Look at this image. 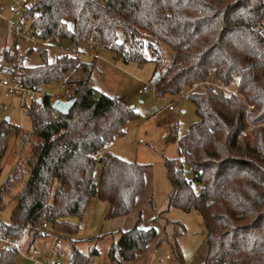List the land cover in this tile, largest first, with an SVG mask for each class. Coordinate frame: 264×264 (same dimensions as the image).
Wrapping results in <instances>:
<instances>
[{
    "label": "trees",
    "instance_id": "obj_1",
    "mask_svg": "<svg viewBox=\"0 0 264 264\" xmlns=\"http://www.w3.org/2000/svg\"><path fill=\"white\" fill-rule=\"evenodd\" d=\"M37 11L33 25L41 44L64 38L76 46L95 39L122 62L142 63L147 41L159 70L155 94L176 98L185 90L196 115L186 134L173 130L169 135L178 156L164 159L171 186L167 205L201 217L203 264H264V0H39L30 13ZM159 43L174 51L168 66ZM23 59L14 46H4L0 75L26 86L57 82L75 99L65 114L53 108L52 95L44 91L42 109L37 110L36 100L20 105L31 126L22 167L26 178L12 197L9 221L0 222V236L16 241L26 233L28 250L35 237L75 233L77 225L68 218H81L93 197L108 203L107 219L128 214L144 187L146 165L107 149L136 113L89 86L94 60L67 52L52 62L43 56L35 66H25ZM9 126L5 118L0 123V173ZM11 128L20 136L19 126ZM95 151L99 154L93 157ZM176 166L191 170L185 174ZM22 178L13 168L0 184V200ZM116 232L107 251L111 262L134 259L157 235L152 225ZM179 233L175 228L170 246L182 262L175 241ZM69 246V264H89L98 253L94 247L84 253ZM15 259V250L0 240V264H15Z\"/></svg>",
    "mask_w": 264,
    "mask_h": 264
},
{
    "label": "rangeland",
    "instance_id": "obj_2",
    "mask_svg": "<svg viewBox=\"0 0 264 264\" xmlns=\"http://www.w3.org/2000/svg\"><path fill=\"white\" fill-rule=\"evenodd\" d=\"M12 1L0 0V46L3 45L5 36L8 40L10 39L5 18L10 15L9 5ZM116 32L117 39L122 40V30L117 28ZM13 42L18 56L24 57L23 64L25 66L41 64L43 56L48 62H52L64 52L76 55L85 62L94 60V69L88 80L89 86L98 93L118 98L136 113V116L127 122L124 135L114 139L108 146L109 151L117 157L146 165L144 187L135 199V208L132 207V215L135 216V221L131 225L138 218H141L140 224L142 225H153L157 235L151 241L161 242L158 255L163 254L165 257L170 258L172 255L171 253L167 254L169 250L167 240L173 242L175 228H177L180 233L175 235V239L182 254H195L197 257L203 251L202 219L197 212H184L181 209L167 205V197L171 191V186L167 179L164 164V159L178 156L177 146L169 139V135L174 131L178 136L186 134L190 124L196 119L195 110L193 104L186 97L185 90H182L180 96L176 99L170 94L156 95L154 90L137 92L145 83H150L153 86L154 76L159 71L147 47V41H144L142 49L145 58L142 63L134 60L124 63L115 58L114 52L109 48L103 46L94 48L97 45L95 39L91 43L82 42L76 46L64 38L41 44L37 39L30 41L18 37L13 39ZM5 46L7 47L6 43ZM159 49L163 55V64L165 66L170 65L174 58V51L165 43H159ZM235 84L236 80L233 82L232 87ZM40 88L42 91L51 94L53 99L60 98L64 91V88L57 82H50ZM0 101L6 108L4 111H0V121L8 117L10 124L7 132V148L1 160L0 184L10 176L13 168L17 167L23 176L21 182L12 188L9 194L3 195L0 200V222L6 223L9 221L14 206L12 197L20 189L26 178L22 167L25 165L24 157L28 154L29 145L27 142L24 146H21L23 139L21 137L27 135L30 138L31 126L20 106L22 98L8 94L0 86ZM169 105L172 106L171 110L168 109ZM13 125L20 127V136L14 135L11 128ZM99 173L100 168L97 164L93 172L95 184H98ZM108 208L109 205L106 201L93 197L81 218L74 216L68 218L71 223L77 225L75 233L64 238H59L51 233L44 237H35L28 250L40 258L48 256L52 254L54 243L59 238L65 255L63 260L66 262L71 242L79 251L84 253L94 247L98 253L93 255L91 260L103 264H118L108 259L107 251L110 244L117 239L118 234L116 231L124 230V228L121 227L123 225L117 223L118 217L106 218ZM154 218L155 221L153 222ZM16 242L26 250L29 237L24 233ZM158 255L156 258L157 264H159ZM184 258L188 259L185 256ZM27 263L28 260L26 259L19 257L15 259V264Z\"/></svg>",
    "mask_w": 264,
    "mask_h": 264
},
{
    "label": "built area",
    "instance_id": "obj_3",
    "mask_svg": "<svg viewBox=\"0 0 264 264\" xmlns=\"http://www.w3.org/2000/svg\"><path fill=\"white\" fill-rule=\"evenodd\" d=\"M39 0H13L9 5V16L5 18L8 33L10 36L9 41L7 42V47L11 49L14 46L13 39L18 37H23L29 39L30 41H34L37 39L36 36V29L33 25V20L40 14V11L36 13H30L31 7L36 4ZM1 11V6H0ZM17 16V18H16ZM100 47L95 45L94 48ZM114 57L117 58L116 54ZM0 86L3 87L8 94L17 96L22 98L23 101H34L39 99L37 102V110L42 109L43 103L42 98L44 92L38 85H31L26 86L22 82L18 81L17 79H12L9 76H1L0 75ZM148 90H154V85L152 86L150 83H145L142 85L137 92L142 93ZM63 100L69 99V91L68 89L64 88L63 94L60 97ZM176 99V98H175ZM252 108V106H249ZM5 105L0 101V111H4ZM168 109H172V106L169 105ZM245 135V132L242 133ZM21 141V146H24L29 138L27 135H23ZM99 151H95L92 153L93 157L98 156ZM181 169L183 173H188L191 168H187L185 166H176L175 169ZM199 188V185L193 186V191H196ZM43 227L47 228L48 224L45 222L43 223ZM0 240L3 244V247L6 249L13 248L15 250L16 257L23 258L28 260L27 264H69L64 261V251L61 248V240L59 238L56 239L54 243V247L52 249V254L43 257H37V255L29 250H24L15 240L8 236H0ZM159 264H181L174 258L165 257L164 255H160L158 258ZM89 264H98L95 260H91Z\"/></svg>",
    "mask_w": 264,
    "mask_h": 264
},
{
    "label": "crops",
    "instance_id": "obj_4",
    "mask_svg": "<svg viewBox=\"0 0 264 264\" xmlns=\"http://www.w3.org/2000/svg\"><path fill=\"white\" fill-rule=\"evenodd\" d=\"M8 41L9 40H8L7 36H5L4 37V43H3L2 46H0V51L5 46V43L7 44ZM1 122L2 121H0V123ZM108 146H107V149H108ZM136 198H137V196H136ZM134 208H135V206L133 207V209ZM133 209L129 212V214H126L124 217H122V216L118 217L117 223L120 224V225H123V226H121L122 228L127 229V228H129V227H131V226H133L135 224H138V226H140L142 228H148L149 226H151V225H148V224L146 226L140 224L141 218H138L136 220V222L133 225H131L135 221V216L132 215L133 214L132 213ZM122 218H126V219H122ZM202 232H203V240H202V244H203V248L202 249H203V251L201 253H199V255H197V257H196L195 254L194 255H188V254H184V253L182 254V251L178 247L180 252H181V258H182V262H180L181 264H203L204 263V258H205V254H206V242H205V237H204V227H203ZM167 243L169 245L168 246L169 250H168L167 254L171 253V255H172L171 258L175 259L174 254H173L172 249H171V246H170V241L167 240ZM160 245H161V242L155 243L153 241H150L143 250L136 252L134 259L129 260V261H123L121 259H117L115 262H117L118 264H157L156 258H157V255H158V250L160 248ZM160 255H163V254H159L158 256H160ZM184 256L188 257V259L184 258ZM97 263L98 264H103L102 262L100 263L98 261H97Z\"/></svg>",
    "mask_w": 264,
    "mask_h": 264
},
{
    "label": "water",
    "instance_id": "obj_5",
    "mask_svg": "<svg viewBox=\"0 0 264 264\" xmlns=\"http://www.w3.org/2000/svg\"><path fill=\"white\" fill-rule=\"evenodd\" d=\"M158 72L155 74V78L158 76ZM37 102H39V99L36 100ZM75 102V99L74 98H69L67 100H63L61 98H54L52 100V106L53 108H55L57 111H59L60 113H67L70 108L73 106ZM9 118L8 117H5V120H8Z\"/></svg>",
    "mask_w": 264,
    "mask_h": 264
}]
</instances>
